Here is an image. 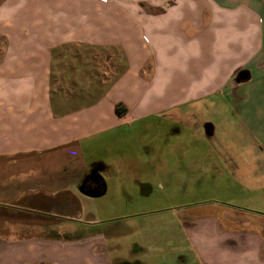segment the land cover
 Returning a JSON list of instances; mask_svg holds the SVG:
<instances>
[{"label": "crops", "instance_id": "obj_1", "mask_svg": "<svg viewBox=\"0 0 264 264\" xmlns=\"http://www.w3.org/2000/svg\"><path fill=\"white\" fill-rule=\"evenodd\" d=\"M220 104L248 142L204 150L200 209L158 229L81 221L80 199L129 198L104 197L114 163L81 186L92 140L163 116L176 134ZM125 203L139 221L170 209ZM0 206V264H264V0H0ZM35 216L70 223L52 236Z\"/></svg>", "mask_w": 264, "mask_h": 264}, {"label": "rangeland", "instance_id": "obj_2", "mask_svg": "<svg viewBox=\"0 0 264 264\" xmlns=\"http://www.w3.org/2000/svg\"><path fill=\"white\" fill-rule=\"evenodd\" d=\"M216 109L203 112L199 119L193 120L191 127L182 125L179 132L171 133L170 120L167 117L158 119L148 118L139 120L134 125L113 130L102 137L91 141L81 155V163L90 171L93 166L113 164L110 176H105L107 192L110 194L128 193V201L85 200L81 201V221L99 222L104 231L112 226L123 228L144 224L147 229L162 228V224L172 217H180L181 206L187 209H200L204 203L205 187L204 175H208L209 169L198 167L202 160L204 150L209 147L222 144L229 147L245 145L248 141L236 120L231 116V110L227 105H216ZM210 122L215 127L212 136L203 135V124ZM194 162V163H193ZM102 170L101 173H105ZM212 174V173H211ZM122 179V184H116L117 179ZM208 181V178H207ZM144 194V195H136ZM136 196H140L139 199ZM132 198V199H131ZM218 198V197H216ZM216 200V199H215ZM50 208H62V201L50 199ZM144 209H165L145 216L146 220H137L131 217H122L120 211H127L130 205ZM36 205V203L34 204ZM105 206L100 210L98 207ZM196 207V208H195ZM137 209V210H138ZM8 210L0 206L1 219H9ZM19 220L21 215L18 214ZM17 217V218H18ZM169 219H168V218ZM13 218H16L14 215ZM60 218L41 219L35 216L36 223H50V228L56 231L50 235L57 236L60 230L68 226L70 222ZM58 226V228H57ZM65 234V233H64ZM137 233L133 234L136 235ZM130 235L122 237L119 241H126ZM125 250V249H124ZM126 255V254H125Z\"/></svg>", "mask_w": 264, "mask_h": 264}, {"label": "flooded vegetation", "instance_id": "obj_3", "mask_svg": "<svg viewBox=\"0 0 264 264\" xmlns=\"http://www.w3.org/2000/svg\"><path fill=\"white\" fill-rule=\"evenodd\" d=\"M101 168H102L101 165H96L93 166L90 171H87V173H85L82 179L81 186L89 189H95L100 187L102 185V180L100 175Z\"/></svg>", "mask_w": 264, "mask_h": 264}, {"label": "water", "instance_id": "obj_4", "mask_svg": "<svg viewBox=\"0 0 264 264\" xmlns=\"http://www.w3.org/2000/svg\"><path fill=\"white\" fill-rule=\"evenodd\" d=\"M247 79V74L245 72H240L237 77V81H244Z\"/></svg>", "mask_w": 264, "mask_h": 264}, {"label": "trees", "instance_id": "obj_5", "mask_svg": "<svg viewBox=\"0 0 264 264\" xmlns=\"http://www.w3.org/2000/svg\"><path fill=\"white\" fill-rule=\"evenodd\" d=\"M115 110L117 113H122L124 111V109L122 108V105L118 104L115 106Z\"/></svg>", "mask_w": 264, "mask_h": 264}]
</instances>
